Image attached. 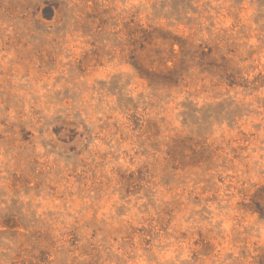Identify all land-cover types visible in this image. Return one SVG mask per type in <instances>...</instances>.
I'll return each mask as SVG.
<instances>
[{"label": "rangeland", "instance_id": "rangeland-1", "mask_svg": "<svg viewBox=\"0 0 264 264\" xmlns=\"http://www.w3.org/2000/svg\"><path fill=\"white\" fill-rule=\"evenodd\" d=\"M0 264H264V0H0Z\"/></svg>", "mask_w": 264, "mask_h": 264}]
</instances>
